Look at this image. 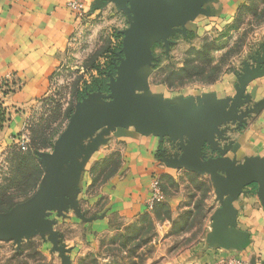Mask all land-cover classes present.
I'll use <instances>...</instances> for the list:
<instances>
[{"label":"rangeland","instance_id":"rangeland-1","mask_svg":"<svg viewBox=\"0 0 264 264\" xmlns=\"http://www.w3.org/2000/svg\"><path fill=\"white\" fill-rule=\"evenodd\" d=\"M114 8L116 12L112 11L106 18L101 15L80 33L78 45L71 47L48 94L25 110L16 112L7 106L11 95L21 87L17 78L9 76L0 82V227L1 218L19 215L22 206H29L37 195L45 175L43 158L53 153L56 143L70 127L79 104L93 93L86 88H94L95 80L105 81L107 92L99 85L96 91L102 94L97 96L96 104L103 108L112 102L109 85L119 78L117 68L123 57V39L133 24L129 4ZM192 25L150 41L153 42L151 72L147 84L145 82L138 91L141 96L137 97V102L150 101L151 96L160 95L170 101L165 108L181 105L172 102L182 99L189 101V105L210 101L216 108L229 110L240 78L258 67L264 68V0H244L229 18L215 15ZM110 66L115 69L114 76L108 71ZM232 77L236 79L233 85L228 81ZM222 82H228V90L219 97L213 89ZM124 84L125 80L119 83ZM147 87L149 94L145 95ZM249 87L250 82L245 87L238 119L223 125L218 146L224 150V157L237 158L231 154L237 151L236 144L264 110V101L255 102L253 89ZM16 114L23 115L26 122L20 130L8 135V126ZM130 122L136 124L134 120ZM183 142L186 141L172 144L163 152L164 163L181 156ZM119 146L118 141L113 140L111 145L98 150L96 155L100 163L92 172L91 195L101 191L122 166L120 151L110 154ZM203 152V160L221 155L208 147ZM251 158L262 159L264 155L245 156L243 160ZM243 160H237L238 164H244ZM171 168L177 173L158 178L164 198L149 212L128 221L114 216L108 231L87 237L89 229L84 226L92 224L96 214L104 209L105 198L95 206L82 198L78 215L70 210L63 216H58L56 211L49 216L55 225L60 224L54 226L58 233L56 239L38 234L20 242L0 241V264H203L201 255L209 251L204 248L212 233L214 210L222 201L209 174ZM245 199L250 201L247 212ZM170 200L179 201L176 211L172 210ZM236 202L237 227L246 224L255 232L246 234L247 244L240 245L237 251L249 249L251 253L247 259L235 254L218 256L209 264L232 257L248 264H264V205L259 184L244 188ZM243 232L248 233L247 230Z\"/></svg>","mask_w":264,"mask_h":264},{"label":"water","instance_id":"water-1","mask_svg":"<svg viewBox=\"0 0 264 264\" xmlns=\"http://www.w3.org/2000/svg\"><path fill=\"white\" fill-rule=\"evenodd\" d=\"M103 1L113 2L118 8L129 4L133 21L123 39V57L117 68L119 78L109 85L113 100L103 108L98 106L97 96L102 94L99 90L81 101L70 127L56 143L53 153L43 158L45 175L32 203L22 206V212L19 215L16 213L11 219L1 218L0 241L20 242L23 238L38 234L56 239L58 233L54 231L55 221L49 218L52 212L56 211L58 216L70 210L79 214V196L75 192L72 174L79 170V166H74L76 160L88 157L97 150L99 144L105 143L103 134L129 126L134 127L140 135H157L173 144L185 140L180 144L181 156L167 159L165 163L169 167L185 168L189 172L211 176L216 193L222 201V212L213 217V231L207 239L209 246L218 244L214 241L216 238L212 237H215L220 227L221 216L226 219L232 217L231 231L240 236L241 232L236 230L238 211L234 203L244 188L258 183L260 199L264 205V158L247 159L240 165L237 159L224 157L225 152L218 146L216 138H221L220 128L223 125L238 119L237 113L243 104L247 83L262 76L264 68L258 67L240 78L229 110L216 108L210 101L189 105V101L183 102L182 99L172 102L181 105L165 108L170 101L160 95H153L150 101L139 103L137 97L141 95L138 91L145 82L147 84L151 72L153 42L150 41L167 36L175 29L187 27L199 0H175L171 6L168 0ZM144 74L148 76L144 77ZM121 80H125L124 86L119 85ZM144 92L145 95L149 94L148 87ZM130 120L136 124L129 123ZM95 137L98 140L93 143ZM91 140L92 143L84 145ZM205 147L221 155L203 160ZM245 244L246 237L240 240L238 247Z\"/></svg>","mask_w":264,"mask_h":264},{"label":"crops","instance_id":"crops-1","mask_svg":"<svg viewBox=\"0 0 264 264\" xmlns=\"http://www.w3.org/2000/svg\"><path fill=\"white\" fill-rule=\"evenodd\" d=\"M72 2L83 4L84 11L78 12L72 9L69 5ZM168 3L171 6L175 0H168ZM243 3L244 0H199L188 25L207 17L213 18L215 15L229 18ZM115 6V3L103 0H0V82L9 76H15L21 86L9 98L10 102L7 106L11 108L10 110L16 112L25 110L27 106L47 95L54 79L68 59L73 49L71 47L78 45L80 33L88 29L101 15L102 18H106L105 16L112 11L116 12ZM146 76L148 75L144 74V77ZM235 80L232 77L228 81H232L230 83L233 85ZM227 84L228 82H222L213 89L218 92L219 97L223 96H221L223 91L228 90ZM249 89H253L252 95L255 102L264 101V74L254 78L250 82ZM25 122L26 118L23 115H14L7 129L8 135L10 132L20 130ZM224 128L225 126L221 127V131H224ZM103 138L109 141L106 144H99L97 150L88 157L83 156L76 160L74 166H79V170L72 172L79 202L83 198L84 202L95 206L98 201L105 198L104 209L96 214L92 224L84 226L89 229L87 237H94L96 234L108 231L114 216L128 221L149 212L148 201L151 196L152 180L177 173V170L167 166L163 160V152L173 144L166 138L157 135H140L132 126L103 134ZM97 140L98 138L95 137L93 143ZM113 140H117L120 146L117 149L113 148L110 154L120 151L122 166L103 185L101 191L91 195L92 172L100 163V158L96 154L102 147L111 145ZM216 141L220 143V138L217 137ZM88 143H92V140L85 142L84 145ZM236 150L231 154L233 157L236 155L237 160H243L245 156L264 155V110L260 119L252 125L251 130L240 137ZM240 151L243 152L241 159ZM169 203L172 205V210L176 211L179 201L176 203L170 200ZM244 203H246V212L250 211V201L245 199ZM234 206L238 208L237 202ZM221 209L222 204L218 202L214 216L222 212ZM72 213L70 216L73 217ZM232 220V217L219 218L220 227L215 237H212L216 238L214 241L219 245L215 244L214 250L210 249L206 239L204 249L209 251L201 255L200 261L203 264L213 263L218 256L235 254L247 259L250 255L249 249L241 252L237 249L240 240L247 237L246 234L249 236L255 232L250 226L239 224L236 230L242 229L241 235L234 234L231 231ZM58 225L60 224H56L55 227ZM260 227L262 230V225ZM243 230H247L248 233H244ZM188 259L185 257L184 263Z\"/></svg>","mask_w":264,"mask_h":264},{"label":"built area","instance_id":"built-area-1","mask_svg":"<svg viewBox=\"0 0 264 264\" xmlns=\"http://www.w3.org/2000/svg\"><path fill=\"white\" fill-rule=\"evenodd\" d=\"M70 7L78 12L84 11V5L79 2H72ZM10 78V77H9ZM11 81V80H9ZM164 198L163 190L158 178H154L151 184V196L148 201V208L152 210L156 202L161 201ZM220 264H248L243 259L232 257L231 259H224L219 261ZM218 263V264H219ZM217 264V263H216Z\"/></svg>","mask_w":264,"mask_h":264},{"label":"trees","instance_id":"trees-1","mask_svg":"<svg viewBox=\"0 0 264 264\" xmlns=\"http://www.w3.org/2000/svg\"><path fill=\"white\" fill-rule=\"evenodd\" d=\"M108 71H110L113 76L116 74L115 69L113 68V66H110V68H108ZM99 85L102 86V90L106 93L107 92L106 82L101 80V79L95 80L94 88H86L87 89L86 91L96 92V90L99 87Z\"/></svg>","mask_w":264,"mask_h":264}]
</instances>
